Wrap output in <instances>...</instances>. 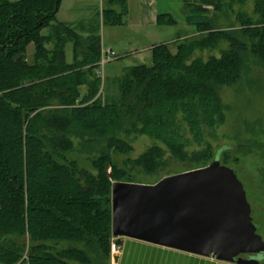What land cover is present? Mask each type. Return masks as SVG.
Wrapping results in <instances>:
<instances>
[{"label":"trees","instance_id":"1","mask_svg":"<svg viewBox=\"0 0 264 264\" xmlns=\"http://www.w3.org/2000/svg\"><path fill=\"white\" fill-rule=\"evenodd\" d=\"M58 1L0 0V264H91L84 249L57 250L48 242L96 243L110 251V179L135 178L126 171L106 176L111 157H102L105 184L100 187L68 161L66 153L75 150L76 139H106L116 147L120 135L130 136L132 128L147 132L158 143L139 163L160 172L167 166L166 154L190 156L188 148L206 142L205 134L221 125L225 108L219 87L242 82L253 66L264 68V0H253V13L242 10L250 0H183L185 21L199 27L200 35L183 40L178 35L176 51L170 44L154 46L151 65L128 67L114 79L121 103L106 102L97 74L103 48L100 21L124 24L129 0H103L95 21L79 30L58 21ZM212 8L227 17L234 13V22L226 29L215 26ZM158 23L176 21L161 14ZM31 43L33 62L26 54ZM69 43L72 62L66 55ZM54 106L59 109L48 110ZM200 150L188 170L211 163L210 146ZM101 190L109 194L104 202L95 197Z\"/></svg>","mask_w":264,"mask_h":264},{"label":"rangeland","instance_id":"2","mask_svg":"<svg viewBox=\"0 0 264 264\" xmlns=\"http://www.w3.org/2000/svg\"><path fill=\"white\" fill-rule=\"evenodd\" d=\"M193 1L201 2L202 0ZM139 2V0H129L130 12L122 25H104L100 21L99 35L102 40V51L112 46L117 53L104 66L100 62L101 66L97 70V74L102 78L99 94L106 102L121 103V94L114 79L121 76L129 66L140 63L137 62L138 56L149 55L143 63L151 65L152 57H150V54L154 46L170 44L173 51H176L177 40L179 42L178 35H183L182 40L185 38L193 39L200 35L199 27L188 25L185 21L187 9L185 10L183 0H159L160 12L172 14L176 21L175 25L145 24L142 20ZM234 7L236 10L241 8L238 4ZM253 8V0L242 6V10L249 13H253ZM102 9L103 0H62L57 19L62 23L77 25L78 28L82 24L87 25L95 21L96 12ZM211 15L214 19V25L223 29L228 28L235 19L234 13L230 12L229 19V16H225L220 11L217 12L214 8H212ZM48 31L49 29L46 28L42 32L46 35ZM83 39L85 38L83 37ZM34 53L35 46L31 43L26 50L29 62H33ZM212 53L218 54V51ZM202 54L208 57L210 52ZM66 55L67 61L72 62L73 44L69 43L66 46ZM79 90L81 93H86L87 88L80 87ZM218 93L225 108V118L221 125L205 134L206 142L203 141L202 144L198 145L193 144L188 148V154L191 157L186 156L182 159H176L166 154L165 157L168 159V163L165 169L160 172L159 170L153 172L145 170L143 165L139 163L149 147L158 143L157 139L147 132L138 133L134 128L131 129L132 134L130 136L125 133L120 135L121 142L117 139L120 143L116 147L106 139L94 138L87 141L76 139L75 150L66 153L67 159L69 162H76L80 169H84L89 175H92L97 185L101 182L100 187L105 184L102 182L101 158L105 157L106 159L109 156L111 157V163L107 168L106 176H111L116 171H126L128 174L133 175L135 178L134 183L154 184L155 181L161 180L171 173L189 171L188 168L192 166L189 160L192 159L194 152L210 146L212 149L210 162L214 161L215 155H219L222 164L234 168L239 179L243 182L248 201L253 209L252 217L257 225V232L264 239V68L260 66L251 67L242 82L233 86H221ZM57 109H59V106L50 107L48 110L55 111ZM122 140H125L126 143L124 144ZM131 161L135 164L133 165ZM110 181L113 184L112 178ZM83 182H85V179H83ZM124 182L128 181L124 180ZM108 196L109 194L106 195L101 190L100 194H96L95 197L103 198L104 202ZM112 239L111 237L109 242L110 251L109 246L108 251H103L100 245L96 243L87 246L77 243H59L56 245L48 242V245L56 246L57 250L72 247L84 249L86 254L90 256L91 264H98V261L101 264H113ZM116 242L123 248L125 239L117 238ZM26 244L28 250L30 248L28 240H26ZM244 257L248 258V256ZM119 259L120 254L116 255L115 264H119ZM211 259L218 264H222L221 261L215 258ZM260 264H264V258L260 261Z\"/></svg>","mask_w":264,"mask_h":264},{"label":"water","instance_id":"3","mask_svg":"<svg viewBox=\"0 0 264 264\" xmlns=\"http://www.w3.org/2000/svg\"><path fill=\"white\" fill-rule=\"evenodd\" d=\"M252 211L236 170L223 165L219 155L208 166L154 184L116 181L112 186L114 237L222 262L260 264L264 258Z\"/></svg>","mask_w":264,"mask_h":264},{"label":"crops","instance_id":"4","mask_svg":"<svg viewBox=\"0 0 264 264\" xmlns=\"http://www.w3.org/2000/svg\"><path fill=\"white\" fill-rule=\"evenodd\" d=\"M139 1H140L139 5L141 7L142 20L145 24L161 25L158 23L159 16L161 14H170V13L160 12L159 0H139ZM110 48L113 49L112 46H110ZM148 57L149 55L138 56L137 62H140L138 64H144L143 62L146 61ZM150 57H152V52L150 54ZM135 65L133 64L131 66H135ZM121 238L125 239V244L122 249V253L120 254V259L118 262L119 264H218L212 261L211 258H207L171 248H166L131 238H126V237H121ZM227 263L228 262L225 263L222 262V264H227Z\"/></svg>","mask_w":264,"mask_h":264},{"label":"built area","instance_id":"5","mask_svg":"<svg viewBox=\"0 0 264 264\" xmlns=\"http://www.w3.org/2000/svg\"><path fill=\"white\" fill-rule=\"evenodd\" d=\"M117 53L110 47H107L105 48L103 51H102V64L103 66L109 62L113 56H116ZM112 242H111V254H112V263L115 264V257L116 255H119L122 253V246H120L117 242H116V239L118 237H112Z\"/></svg>","mask_w":264,"mask_h":264}]
</instances>
